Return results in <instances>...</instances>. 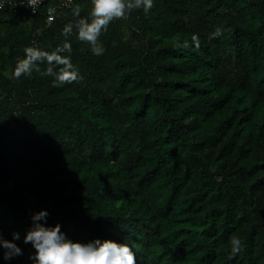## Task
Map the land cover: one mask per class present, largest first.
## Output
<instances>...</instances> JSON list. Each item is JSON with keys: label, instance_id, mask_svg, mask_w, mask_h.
I'll return each mask as SVG.
<instances>
[{"label": "trees", "instance_id": "trees-1", "mask_svg": "<svg viewBox=\"0 0 264 264\" xmlns=\"http://www.w3.org/2000/svg\"><path fill=\"white\" fill-rule=\"evenodd\" d=\"M75 5L84 17L91 0L0 10V235L23 252L0 264H33L41 211L137 264H264V0H154L110 23L102 55L62 34ZM66 41L80 83L11 78L25 47Z\"/></svg>", "mask_w": 264, "mask_h": 264}, {"label": "clouds", "instance_id": "clouds-1", "mask_svg": "<svg viewBox=\"0 0 264 264\" xmlns=\"http://www.w3.org/2000/svg\"><path fill=\"white\" fill-rule=\"evenodd\" d=\"M10 0H0V10H3ZM22 6L36 11L42 0H15ZM14 0H12V6ZM154 7V0H91V9L87 16L82 17L83 9L80 5L72 8V15L78 19L75 23L66 24L62 34L67 37L76 29L77 39L87 43L94 55H102L104 48L99 42L102 32L107 31L110 23L116 20H124L133 11L142 10L148 14ZM222 35L217 28L209 36L215 39ZM196 49L200 47L199 38L193 36ZM188 48V43L183 45ZM71 52V44L63 43L53 51H47L38 47L28 46L24 49V57L19 59L11 73L12 79H20L22 76L30 77L34 72L41 76L52 77V87H64L74 83H80L84 77L78 68L72 63L70 56L63 53ZM42 65H46L42 69ZM48 213L41 211L32 217V227L26 232L23 242L30 243L35 250L29 257L33 264H137L136 253L124 243L112 240H93L89 243L73 242L68 239L59 224L45 226ZM45 221V223H39ZM13 240L20 239L19 233H13ZM232 256L243 250V242L233 237L230 240ZM0 249L3 250L4 260H11L23 255L22 250L14 243L4 240L0 235Z\"/></svg>", "mask_w": 264, "mask_h": 264}, {"label": "built area", "instance_id": "built-area-1", "mask_svg": "<svg viewBox=\"0 0 264 264\" xmlns=\"http://www.w3.org/2000/svg\"><path fill=\"white\" fill-rule=\"evenodd\" d=\"M45 0H42V2H44ZM56 2H57V5H59V6H63V7H69L70 5H71V3H72V0H55ZM41 2V3H42ZM40 3V4H41ZM8 4H12V0H10V2L8 3ZM14 5H18V6H22V5H20L19 3H16L15 2V0H14ZM23 7H25V8H27L30 12H32V13H35L36 11H37V9H36V11L35 12H33L32 10H31V8H29V7H27V6H23ZM38 8V7H37ZM54 10H55V6L54 5H52V6H49L48 8H47V16H46V23L48 24V23H50L51 21H52V19H53V15H54Z\"/></svg>", "mask_w": 264, "mask_h": 264}, {"label": "bare ground", "instance_id": "bare-ground-1", "mask_svg": "<svg viewBox=\"0 0 264 264\" xmlns=\"http://www.w3.org/2000/svg\"><path fill=\"white\" fill-rule=\"evenodd\" d=\"M140 246V245H139Z\"/></svg>", "mask_w": 264, "mask_h": 264}]
</instances>
